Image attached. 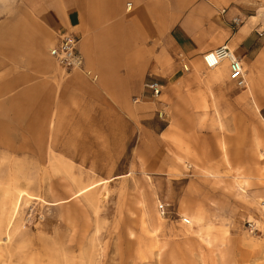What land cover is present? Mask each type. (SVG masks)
<instances>
[{"label":"rangeland","instance_id":"374dc122","mask_svg":"<svg viewBox=\"0 0 264 264\" xmlns=\"http://www.w3.org/2000/svg\"><path fill=\"white\" fill-rule=\"evenodd\" d=\"M252 7L264 17V3ZM261 46L250 90L198 68L124 132L109 131L107 147L92 142L87 162L69 157L68 132L22 131L10 117L0 264H264Z\"/></svg>","mask_w":264,"mask_h":264},{"label":"crops","instance_id":"0c3cea01","mask_svg":"<svg viewBox=\"0 0 264 264\" xmlns=\"http://www.w3.org/2000/svg\"><path fill=\"white\" fill-rule=\"evenodd\" d=\"M258 3L264 0H0V130L13 116L22 131H66L69 157L87 162L92 142L107 147L109 131L124 132L155 103L146 84L159 83L166 99L198 68L216 70L213 80L226 70L233 83L228 61L207 69L202 60L222 45L241 59L250 90L264 41L263 14L252 11ZM65 32L78 37L84 68L97 80L57 67L50 49ZM261 193L254 200L262 209Z\"/></svg>","mask_w":264,"mask_h":264},{"label":"built area","instance_id":"2783aa9c","mask_svg":"<svg viewBox=\"0 0 264 264\" xmlns=\"http://www.w3.org/2000/svg\"><path fill=\"white\" fill-rule=\"evenodd\" d=\"M130 6V4L128 5ZM232 22L237 25L239 20L234 18ZM79 39L73 33L65 32L60 35L59 44L50 49V54L53 57L57 67L64 73L70 74L74 71H82L92 81L97 80V75L91 70L84 68V59L78 50ZM202 60L207 69L216 68L222 61H228L229 79L240 88L247 86L246 72L242 66L241 59L237 57L226 45L217 47L212 51L205 52L202 55ZM182 68L187 70L186 63H182ZM146 86L152 91L153 97H159L161 89L157 82H151ZM161 115L164 111H160ZM159 210L164 214L167 206L165 203H159ZM181 222L185 225L190 224V219L182 217ZM248 229L252 232L256 230L255 223L247 222Z\"/></svg>","mask_w":264,"mask_h":264},{"label":"bare ground","instance_id":"6f19581e","mask_svg":"<svg viewBox=\"0 0 264 264\" xmlns=\"http://www.w3.org/2000/svg\"><path fill=\"white\" fill-rule=\"evenodd\" d=\"M223 62V61H222ZM261 176H263V175H261ZM240 178V177H239ZM262 178H264V176L263 177H260V179H262ZM264 180V179H263ZM242 181V180H241ZM263 191V190H262ZM13 202V201H12ZM261 206H262V211L264 212V204H262L261 203ZM9 256V255H8ZM8 259V258H7Z\"/></svg>","mask_w":264,"mask_h":264}]
</instances>
